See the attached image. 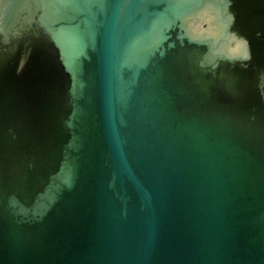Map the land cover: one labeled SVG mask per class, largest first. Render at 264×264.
<instances>
[{
  "label": "water",
  "instance_id": "water-1",
  "mask_svg": "<svg viewBox=\"0 0 264 264\" xmlns=\"http://www.w3.org/2000/svg\"><path fill=\"white\" fill-rule=\"evenodd\" d=\"M0 264H264V0H0Z\"/></svg>",
  "mask_w": 264,
  "mask_h": 264
}]
</instances>
